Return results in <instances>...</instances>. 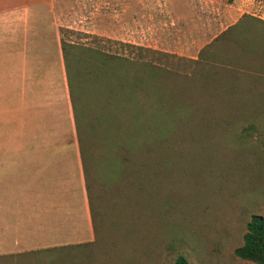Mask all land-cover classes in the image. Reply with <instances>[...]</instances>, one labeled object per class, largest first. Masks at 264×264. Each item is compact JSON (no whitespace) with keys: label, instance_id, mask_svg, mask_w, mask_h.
<instances>
[{"label":"rangeland","instance_id":"374dc122","mask_svg":"<svg viewBox=\"0 0 264 264\" xmlns=\"http://www.w3.org/2000/svg\"><path fill=\"white\" fill-rule=\"evenodd\" d=\"M241 14L264 20V0H0V153L53 156V176L70 187L67 244L89 241L91 232L57 28L194 59ZM238 76L239 90L256 77L248 87L254 96L239 94L234 111H227V133L194 118L192 129L201 127L206 138L176 144L182 153L170 156L167 175L159 178L153 212L128 207L131 215H123L126 224L119 228L131 229L136 222L141 238L115 242L122 252L113 264H172L177 255L188 264H253L233 250L250 216L264 215V68L250 67ZM151 223L157 232L153 241L144 229ZM19 247L9 254L33 250L26 243Z\"/></svg>","mask_w":264,"mask_h":264},{"label":"trees","instance_id":"16d2710c","mask_svg":"<svg viewBox=\"0 0 264 264\" xmlns=\"http://www.w3.org/2000/svg\"><path fill=\"white\" fill-rule=\"evenodd\" d=\"M57 45L91 239L0 255V264H113L122 252L115 242H138L136 222L126 230L120 219L131 205L156 208L159 178L182 153L176 144L207 136L192 129L194 118L227 133L239 94L254 96L256 77L242 90L237 80L264 68V20L241 14L194 59L65 27ZM147 228L155 240L154 223ZM233 255L264 264V215L250 216ZM172 264L188 262L177 255Z\"/></svg>","mask_w":264,"mask_h":264},{"label":"crops","instance_id":"0c3cea01","mask_svg":"<svg viewBox=\"0 0 264 264\" xmlns=\"http://www.w3.org/2000/svg\"><path fill=\"white\" fill-rule=\"evenodd\" d=\"M56 170L50 155L0 153V255L19 251L24 243L36 249L72 239L70 187L53 176Z\"/></svg>","mask_w":264,"mask_h":264}]
</instances>
